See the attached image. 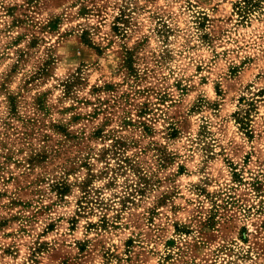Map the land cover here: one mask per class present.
I'll return each instance as SVG.
<instances>
[{
	"label": "rangeland",
	"instance_id": "1",
	"mask_svg": "<svg viewBox=\"0 0 264 264\" xmlns=\"http://www.w3.org/2000/svg\"><path fill=\"white\" fill-rule=\"evenodd\" d=\"M0 264H264V0H0Z\"/></svg>",
	"mask_w": 264,
	"mask_h": 264
}]
</instances>
